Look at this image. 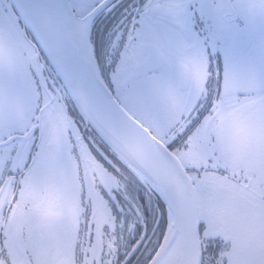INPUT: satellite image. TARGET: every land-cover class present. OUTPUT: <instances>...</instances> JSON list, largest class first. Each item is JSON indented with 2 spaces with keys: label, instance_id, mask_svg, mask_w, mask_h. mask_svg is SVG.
I'll return each mask as SVG.
<instances>
[{
  "label": "flooded vegetation",
  "instance_id": "obj_1",
  "mask_svg": "<svg viewBox=\"0 0 264 264\" xmlns=\"http://www.w3.org/2000/svg\"><path fill=\"white\" fill-rule=\"evenodd\" d=\"M69 1L83 16L104 2ZM22 33L41 65L38 90L56 95L72 127L57 140L66 209L77 217L66 264H148L166 231L165 207L86 126ZM89 41L117 103L189 174L201 264H264V0H112ZM39 111L28 121L19 106L0 130L9 149L0 154L5 215L16 217L15 205L32 196L23 178L44 135Z\"/></svg>",
  "mask_w": 264,
  "mask_h": 264
},
{
  "label": "water",
  "instance_id": "obj_2",
  "mask_svg": "<svg viewBox=\"0 0 264 264\" xmlns=\"http://www.w3.org/2000/svg\"><path fill=\"white\" fill-rule=\"evenodd\" d=\"M32 36L86 126L166 211V231L148 264L175 244L172 264H201L195 186L176 156L117 103L98 71L89 41L94 17L112 0L78 18L68 0H5ZM69 24H80L70 30Z\"/></svg>",
  "mask_w": 264,
  "mask_h": 264
},
{
  "label": "rangeland",
  "instance_id": "obj_3",
  "mask_svg": "<svg viewBox=\"0 0 264 264\" xmlns=\"http://www.w3.org/2000/svg\"><path fill=\"white\" fill-rule=\"evenodd\" d=\"M69 4L73 9V3L69 1ZM75 9L76 16L82 17L85 13L84 9L76 6ZM30 48L9 4L0 0V130L3 123L13 125L20 106V114L28 121L33 119L39 108L44 133L32 156V165L23 178L31 185L29 189L26 185L24 194L32 196L28 199L26 195L22 206L15 205L16 217L13 213L5 215V211H0V264H66L77 227L73 220L77 217L66 209L65 197L71 190L61 180L58 150L61 142L57 143V140L63 139L72 127L58 106L56 95H51L48 87L44 88L42 84V90H38L36 85L41 83V65ZM115 96L120 97L116 93ZM17 118H20L19 114ZM4 136L7 135L3 133L0 138ZM62 147L67 157L64 144ZM4 150L9 151L5 146L0 148V154ZM9 159L7 157L4 167L13 162ZM19 161L25 165L24 160Z\"/></svg>",
  "mask_w": 264,
  "mask_h": 264
},
{
  "label": "bare ground",
  "instance_id": "obj_4",
  "mask_svg": "<svg viewBox=\"0 0 264 264\" xmlns=\"http://www.w3.org/2000/svg\"><path fill=\"white\" fill-rule=\"evenodd\" d=\"M79 26L80 24H69V27H70V30L73 31L74 27L75 29H79ZM175 247L176 245L173 244L168 250V253L165 255L164 258L161 259V261L158 263V264H172V261H173V258H174V255H175Z\"/></svg>",
  "mask_w": 264,
  "mask_h": 264
}]
</instances>
